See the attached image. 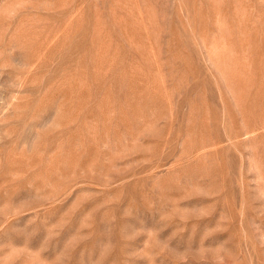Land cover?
Returning a JSON list of instances; mask_svg holds the SVG:
<instances>
[{"label":"rangeland","instance_id":"374dc122","mask_svg":"<svg viewBox=\"0 0 264 264\" xmlns=\"http://www.w3.org/2000/svg\"><path fill=\"white\" fill-rule=\"evenodd\" d=\"M0 264H264V0H0Z\"/></svg>","mask_w":264,"mask_h":264}]
</instances>
